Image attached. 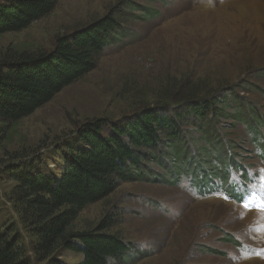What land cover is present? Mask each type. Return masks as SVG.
<instances>
[{
    "label": "rangeland",
    "instance_id": "rangeland-1",
    "mask_svg": "<svg viewBox=\"0 0 264 264\" xmlns=\"http://www.w3.org/2000/svg\"><path fill=\"white\" fill-rule=\"evenodd\" d=\"M112 9L123 14L120 34L94 69L10 126L0 151V168L7 154L37 153L46 168L59 172L57 162L84 123L104 118L117 126L125 118L132 120L133 112L144 106L170 104L164 94L169 84L180 94L190 89L200 95L229 91L228 103L239 106L246 121H252L255 113L256 121H264V0H59L49 15L27 28L1 34L0 55L9 49L50 50L57 35ZM246 105H252L254 112ZM221 120L234 126L214 133L222 140L231 139L232 146L216 150L203 138L194 140L201 135L197 130L184 129L188 139L183 158L168 155L173 151L168 148L160 151L159 162L141 160L139 179L123 182L110 195L87 205L72 228L91 229L110 214L115 219L112 230L129 247L124 258L108 264H264L261 204L250 198L242 207L220 195L198 196L186 187L182 174L196 162L195 166L211 171L213 156L227 154L239 164H260V150L252 145L245 123L230 117ZM12 185L11 179L0 178V221L14 217L4 196ZM24 240L28 247L29 239ZM26 254L32 255L29 250ZM63 255L70 264L80 258L75 253Z\"/></svg>",
    "mask_w": 264,
    "mask_h": 264
},
{
    "label": "trees",
    "instance_id": "trees-1",
    "mask_svg": "<svg viewBox=\"0 0 264 264\" xmlns=\"http://www.w3.org/2000/svg\"><path fill=\"white\" fill-rule=\"evenodd\" d=\"M58 1L0 0V35L27 28L49 15ZM122 19L123 14L112 9L68 34L57 35L50 50L9 49L0 55V151L13 123L96 67L101 53L120 34ZM176 91L173 84L167 85L164 94L170 104L159 101L144 106L121 125L107 124L104 118L84 123L72 147H67L57 162L59 172L46 168L37 153L7 154L0 178L13 181L4 196L14 217L0 221V264H70L62 259L67 253L80 255L76 264H108L111 259L125 257L129 246L112 230L115 219L110 214L91 229L72 228L82 209L110 195L121 183L139 179L141 160L159 162L162 149L170 148L173 151L168 155L183 158L188 131L197 130L201 135L194 140L203 138L216 150L224 144L232 146L231 139L222 140L224 137L214 133L234 126L221 117L245 123L252 145L260 150V164H239L227 154L213 156L211 171L195 166L196 162L192 170L179 173L187 178L186 187L195 189L198 196L226 195L238 204V188L242 189L239 193H248L249 184L264 170V121H256V113L251 114L252 121H246L240 107L228 103L232 100L229 91L216 95L208 91L200 95L193 89L183 94ZM246 107L254 112L252 105ZM252 122L257 123L255 127ZM24 237L29 239L28 247Z\"/></svg>",
    "mask_w": 264,
    "mask_h": 264
},
{
    "label": "bare ground",
    "instance_id": "bare-ground-1",
    "mask_svg": "<svg viewBox=\"0 0 264 264\" xmlns=\"http://www.w3.org/2000/svg\"><path fill=\"white\" fill-rule=\"evenodd\" d=\"M137 10V9H136ZM177 173V172H176ZM178 176V175H177ZM183 185V184H182ZM176 194V193H175ZM178 197V196H177ZM175 200V199H174ZM179 201H180V199H179ZM166 206V205H165ZM168 208V207H167ZM248 212V211H247ZM250 213H252V214H254V212H251L250 211ZM259 213V212H258ZM178 250V249H177ZM176 252V251H175ZM246 263V262H245Z\"/></svg>",
    "mask_w": 264,
    "mask_h": 264
},
{
    "label": "snow or ice",
    "instance_id": "snow-or-ice-1",
    "mask_svg": "<svg viewBox=\"0 0 264 264\" xmlns=\"http://www.w3.org/2000/svg\"><path fill=\"white\" fill-rule=\"evenodd\" d=\"M245 207H247V205H245ZM260 207H261L262 209H264V205H261Z\"/></svg>",
    "mask_w": 264,
    "mask_h": 264
},
{
    "label": "built area",
    "instance_id": "built-area-1",
    "mask_svg": "<svg viewBox=\"0 0 264 264\" xmlns=\"http://www.w3.org/2000/svg\"><path fill=\"white\" fill-rule=\"evenodd\" d=\"M128 250V249H127ZM124 258V257H123Z\"/></svg>",
    "mask_w": 264,
    "mask_h": 264
}]
</instances>
